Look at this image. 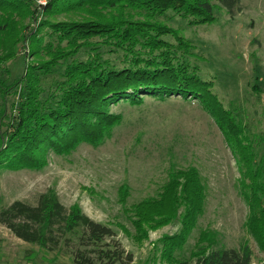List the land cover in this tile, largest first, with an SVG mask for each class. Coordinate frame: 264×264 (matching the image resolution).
Masks as SVG:
<instances>
[{
	"label": "trees",
	"instance_id": "1",
	"mask_svg": "<svg viewBox=\"0 0 264 264\" xmlns=\"http://www.w3.org/2000/svg\"><path fill=\"white\" fill-rule=\"evenodd\" d=\"M217 5L232 16L243 11L241 0H49L45 5L34 0H0V66L17 59L15 44L25 40L36 59L11 85L0 81V169L41 170L47 166L49 151L68 155L82 143L99 146L120 124L121 118L110 112V106L120 101L139 105L144 96L177 95L197 100L233 147L243 175L242 190L252 210L247 230L264 252V160L257 162L245 126L213 92V82L203 79L191 65V43L169 25L170 13L192 26L212 25L218 20ZM39 13L46 18L62 13L86 16L74 22L40 20L35 32L21 37L16 16L35 18ZM166 37H173L178 46ZM84 50L87 58L79 61L76 57ZM112 55L120 60L113 61ZM21 61L25 62L24 57ZM62 65L57 86L48 92L42 78ZM11 93L18 97L12 116L8 112ZM158 196L134 206L132 221L142 240L149 237L146 229L156 230L180 218L178 237L165 239L168 264L253 263L247 241L237 249L213 250L210 236L203 237L201 242L207 245L201 243L191 260L172 255L183 248L205 205L199 171H174ZM0 223L18 239L47 252L70 246L71 236H78L85 251L74 253L73 264L134 262V255L115 242L112 227L92 220L79 206L67 209L52 191L34 206L16 201L2 209ZM87 248L95 250L88 253ZM32 254L27 251V257Z\"/></svg>",
	"mask_w": 264,
	"mask_h": 264
},
{
	"label": "rangeland",
	"instance_id": "2",
	"mask_svg": "<svg viewBox=\"0 0 264 264\" xmlns=\"http://www.w3.org/2000/svg\"><path fill=\"white\" fill-rule=\"evenodd\" d=\"M48 1L34 0L36 5ZM241 2L243 11H236L234 16L217 5L218 20L212 25L192 26L173 13L169 25L191 43V65L203 79L213 82V92L245 126L260 162L264 160V0ZM85 16L62 13L46 18L39 13L35 18H16L22 37L35 32L40 20L74 22ZM166 38L178 46L173 37ZM26 42L15 44L14 62L0 66V81L5 85L23 77L26 66L36 60L30 55L31 44ZM116 57L112 55V60L119 61ZM76 58L84 61L87 51ZM63 67L42 78L48 92L54 91ZM17 98L9 95L11 116ZM142 99L139 105L120 101L110 106V112L121 121L99 146L82 143L68 155L49 151L47 166L41 170L0 169V211L16 201L34 206L43 194L52 191L67 209L79 206L92 220L112 227L115 242L134 255V264H168L165 239L178 237L180 218L156 230L146 229L148 239L139 240L132 209L146 200H156L174 171L192 168L200 172L205 205L183 248L172 251V255L177 260H191L203 237L210 236L208 244L213 250L237 249L247 241L254 253L252 264H264V252L247 230L252 210L242 190V172L213 115L199 101L178 95ZM71 238L70 246L47 252L18 239L0 223V264H73L74 253L85 249L78 236ZM28 250L33 251L31 257H27Z\"/></svg>",
	"mask_w": 264,
	"mask_h": 264
},
{
	"label": "built area",
	"instance_id": "3",
	"mask_svg": "<svg viewBox=\"0 0 264 264\" xmlns=\"http://www.w3.org/2000/svg\"><path fill=\"white\" fill-rule=\"evenodd\" d=\"M134 264V263H133Z\"/></svg>",
	"mask_w": 264,
	"mask_h": 264
}]
</instances>
